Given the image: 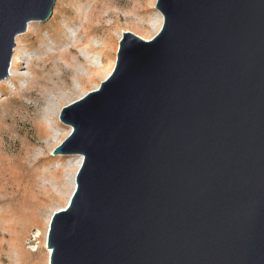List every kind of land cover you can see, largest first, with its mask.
I'll list each match as a JSON object with an SVG mask.
<instances>
[{"label":"water","instance_id":"obj_1","mask_svg":"<svg viewBox=\"0 0 264 264\" xmlns=\"http://www.w3.org/2000/svg\"><path fill=\"white\" fill-rule=\"evenodd\" d=\"M55 0H0V81ZM111 72L61 108L81 163L49 264H264V0H156Z\"/></svg>","mask_w":264,"mask_h":264},{"label":"rangeland","instance_id":"obj_2","mask_svg":"<svg viewBox=\"0 0 264 264\" xmlns=\"http://www.w3.org/2000/svg\"><path fill=\"white\" fill-rule=\"evenodd\" d=\"M144 2L145 0H133L132 4H129L126 2V0H117L115 4L113 3L112 5H110L107 1L103 0H55L52 14L45 21H30L31 24L28 29V32H32V35L30 37L25 38L24 40L18 38L16 41V37L18 35L26 33L27 28L24 32L18 34L15 37L14 47L17 48L19 53L17 56H15V60L17 62H20L24 60V57L26 56L25 62L20 63L17 69L19 72H22L24 76L16 80L7 78L4 81L5 86H7L8 89L6 88L0 90V128L3 127L7 129L11 127L12 123L10 122V118L11 115H13L11 111L16 108L17 100L23 101L24 106H29L30 100H27L24 96H22V93L24 92V90H27L28 92H33L36 90L38 86V79L40 77V75L37 74L36 71L43 68L45 58L48 54L54 55L59 51L64 50L67 53V57H72V55H76V53H79L78 51H80L81 48L83 49L88 45H92L95 51L91 52L94 56L90 53V59H93L92 61H94V63H99L97 65L98 67H95L96 72L93 74V78L95 81L88 83V85L82 83L81 85L84 88L83 91H77L73 93L69 92L71 94L70 98L59 106L55 119L57 123H59L57 132L61 134L58 143L49 148H44L41 145H36L33 147V152H31V155L33 154L32 156L37 155L42 151H46L45 155L49 156V158L51 159V162H48L46 165L41 166L40 170L47 173H52L59 162H66L72 159L71 161L73 163L76 161V159H78L77 154L76 156L75 154H53L54 148L61 144V142L71 132V126L63 123L59 118L61 108L78 99L88 91L95 89L100 84V82L111 72L115 64L118 42L121 38L122 33L124 31H130L142 37L143 39H150L160 29L163 19L159 11L155 8L156 0H152V4L149 5V9L145 11H140L142 9L138 10L137 7H132L134 3L138 4L139 7L141 5L144 6ZM110 9H114L117 12L119 19H114L113 17L107 16V11H109ZM91 10L92 13H90ZM98 21H100L101 23L104 22L103 24H105L106 22V24H109L112 21H116V23L118 24V28L111 30V32L109 31L110 34L113 35V38H109L107 36L108 33L105 32L103 28L98 31L92 29L91 26L95 23H98ZM155 24H158L157 27H152L155 26ZM105 43L114 45L110 50L111 53L108 52L104 58L102 55H100V52L97 51H99L102 45H104ZM93 65L95 66V64L91 65L92 68ZM86 67L91 68L90 66L80 65V74L86 73ZM70 77H73L74 79L71 78V84L69 85V87L71 89H77L78 86L80 87V83H77L75 81V74H72V76ZM31 80H34V82H31ZM48 95L49 94L45 92V97H49ZM11 98H15V100H10ZM43 109H45L44 104L40 105L41 112H43ZM41 117L42 116L40 115L35 119L39 122L43 119V117ZM16 124L17 126H15L17 131H15V135L18 139H31L33 137L35 129L32 126V122L28 121L27 119L21 118ZM21 127H23V130H20ZM48 131H51V129L48 128ZM6 134L4 133L5 140L7 139L6 137L9 136ZM58 157H61V160ZM78 168L75 170L76 172ZM75 171L74 174H76ZM74 174V179L71 176L72 179L67 181L68 183L66 186V193H63L62 191H56V197H52L53 199L51 200V203L43 206L42 209L35 210V212L33 213L32 219L30 220L29 224L28 235L23 239V250H25L26 252L25 255L18 254V252L13 248H8V241L6 239L0 240V264H49V260L47 258L46 250L44 247L47 232L46 235L44 233L43 237L41 236V238L39 237L36 239L33 237V232L37 227H41L44 219L45 223H48V230L52 213L63 207L67 202V198L72 191V180H74L75 183ZM63 176H66L65 178L68 179L66 173H64ZM48 181L49 180L45 179L43 183L49 184L50 181ZM61 198H64L61 203L56 201L57 199L60 200ZM33 248L35 249L34 251L31 250Z\"/></svg>","mask_w":264,"mask_h":264},{"label":"bare ground","instance_id":"obj_3","mask_svg":"<svg viewBox=\"0 0 264 264\" xmlns=\"http://www.w3.org/2000/svg\"><path fill=\"white\" fill-rule=\"evenodd\" d=\"M103 1H107L110 5L117 2V0ZM126 2L132 4L133 0H126ZM143 4L144 6L141 5L139 7L138 4L134 3L132 7H137L138 10L142 9L140 11H145L149 9V5L152 4V0H145ZM90 13H92V10ZM107 16L119 19V16L114 9L107 11ZM103 23L98 21V23L93 24L91 27L93 30L95 29V31L103 28V30L108 33L107 36L109 38H113V35L110 34V32L111 30L118 28V24L116 21H112L109 24H106L107 22L105 24ZM30 24L31 22L27 24L26 33L18 35L23 37L17 36L16 41L18 38L24 40L32 35V32H28ZM157 25L158 24H155V26L152 27L156 28ZM113 45L114 44L105 43L99 51H96L100 52V55L105 58V55L108 52L111 53L110 50L113 48ZM16 50L17 48L14 47L8 69V75L0 81V90L7 88L4 83L7 78L16 80L24 76V74L19 72L17 69L20 63L25 62L26 56L24 57V60L17 62L15 60V56L19 53L18 50ZM92 51H95L94 47L92 45H88L83 49L81 48V50L78 51L79 53L72 55V57H67V53L64 50H61L54 55L48 54L45 58L43 68L36 71V73L40 75L36 90L33 92L24 90L22 93V96H24L27 100H30L29 106H24L23 101L17 100L16 108L11 111V113H13L10 118V122L12 123L11 127L7 129L3 127L0 128V240L6 239L8 241V248L15 249L20 255H25L26 253L25 250H23V239L28 235L29 224L33 213L35 210L42 209L43 206L51 203V200L53 199L52 197H56V191L66 193L67 181L73 178L74 171L81 163L82 156L77 154L78 159H76L75 162L72 163V159L66 162H59L52 173H47L40 170L41 166L51 162L49 156L45 155L46 151H42L34 156H32L33 154L31 155V152H33V147L36 145L49 148L58 143L61 134L57 132L59 123H57L55 119L59 106L70 98L71 94L69 92L73 93L83 91L84 88L81 85L82 83L88 85V83L95 81L93 74L96 72L95 67H98L97 65L99 63H94V61H92L93 59H90V53ZM92 64H95V66L93 65V68L91 67ZM80 65L90 66L91 68L86 67V73L80 74ZM72 74H75V81L80 83V87L78 86L79 88L77 87V89H71L69 87L71 84V78H73L70 77ZM31 82H34V80H31ZM45 92L49 94V97H45ZM10 100H15V98H11ZM42 104L45 106L43 112L40 110V105ZM40 115L43 119L38 122L35 118ZM21 118L32 122L35 133L32 138L30 137L31 139L23 137L24 139L20 140L15 135V131H17L16 123L19 122ZM48 128H50L52 132L48 131ZM20 130H23V127H21ZM4 133H8L6 135H9L6 137V140L4 139ZM58 158L61 160V157ZM64 173H66L68 179L65 178L66 176H63ZM45 179L49 180L50 183H43ZM72 181V191L63 207L67 205L75 187L74 180ZM64 198H61L60 200L57 199L56 201L61 203ZM47 224L44 219L41 227H35L36 229L33 232V237L35 239L39 237L41 238V236L43 237L44 233L46 235ZM44 247L49 260L51 250L47 248L46 241ZM31 250L34 251L35 249L33 248Z\"/></svg>","mask_w":264,"mask_h":264}]
</instances>
